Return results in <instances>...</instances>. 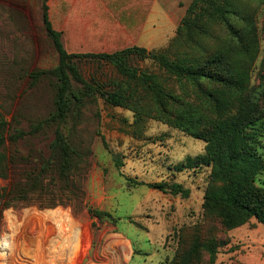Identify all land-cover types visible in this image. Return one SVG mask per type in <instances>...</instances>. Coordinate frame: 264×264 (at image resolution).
Wrapping results in <instances>:
<instances>
[{"label": "rangeland", "instance_id": "1", "mask_svg": "<svg viewBox=\"0 0 264 264\" xmlns=\"http://www.w3.org/2000/svg\"><path fill=\"white\" fill-rule=\"evenodd\" d=\"M42 1L0 0V113L12 129H27L53 107L55 78L39 72L34 79L35 72L58 63L43 28ZM190 1L158 0L138 44L152 53L169 47ZM89 2L47 0L50 19L62 31L68 51L112 52L119 43L109 34L96 43L86 38ZM190 29L187 40L168 48V57L193 60L204 72L226 77L244 65L245 87L235 90L258 106L249 131L258 137L256 147L264 157V0H234L226 21L202 17ZM73 61L95 88L64 125L72 129L71 143L79 155L72 169L60 175L56 163L42 167L50 153L51 128L6 142L9 152L28 159L26 165L15 163L16 178L26 166L42 173L26 195L7 207L0 201V264H264V225L251 218L228 229L203 208L204 192L212 185L210 166L203 161L205 141L167 119L183 103L198 104L203 91L223 85L207 76L198 82L178 79L152 56L131 54L129 68L154 75L169 99L162 105L150 89L131 80L129 105L118 106L106 99V92L126 81L120 68L89 55ZM0 182L6 185L8 179ZM154 182H178L188 195L147 185ZM255 183L264 187V170ZM89 207L111 217H93ZM46 210L57 214L46 215ZM5 235L8 249L1 245ZM211 241L213 260L205 247Z\"/></svg>", "mask_w": 264, "mask_h": 264}, {"label": "trees", "instance_id": "2", "mask_svg": "<svg viewBox=\"0 0 264 264\" xmlns=\"http://www.w3.org/2000/svg\"><path fill=\"white\" fill-rule=\"evenodd\" d=\"M45 1H42L43 28L57 51L58 63L50 70L35 72L34 79L35 82L38 81L39 72L51 73L55 78L53 107L45 116L29 122L27 129H12L10 122L0 113V180L8 179L6 185L0 182L2 207L9 206L11 201L21 194L26 195L29 187L40 182L42 173V171L37 172L36 167L26 166L22 168L21 176L16 178L15 163L21 161L26 165L28 159L27 156L15 154V151L9 152L7 141L15 143L26 135H34L51 128L53 139L50 142V153L48 158L42 161V167L45 169L44 165L50 166L56 163L60 175H66L72 169L74 157L79 155L78 149L71 143L72 129L67 131L64 125L70 112L78 109L88 94L92 96L95 88L82 77L73 61L74 57L89 55L107 58L125 74L126 81L118 88L106 92V99L112 104L129 105L131 94L128 90L131 88V80H134L150 89L156 101L166 105L169 94L159 89L160 84L155 81L156 78L153 80L155 76L144 72L137 74L129 68L128 61L131 54H134L143 58L152 56L168 73L178 79L185 78L198 82L200 78L207 76L223 85L215 87L212 91H203L198 104L183 103V107L178 109L172 118L167 119L170 124L187 134L205 141L203 161L210 166L209 178L212 185L204 192L203 208L219 217L228 229L243 225L251 218L264 225V187L255 183L256 175L264 170V157L256 147L258 137L254 131H249L250 128L253 129L251 125L257 119L259 109L251 98L244 99L237 93L245 87L244 83L248 77L244 65H237L238 69L226 77L218 73L204 72L193 60L181 56L174 59L168 57V48L188 39L193 21L202 17L226 21L227 15L234 7V0H191L177 25L169 47L155 53L142 46H131L112 52H69L63 45L61 32L52 26ZM221 58L222 55L219 54L214 60L219 62ZM73 82L81 83L82 86L76 89ZM137 82H134L135 85L139 84ZM76 106L78 107L75 108ZM16 158L18 161H15ZM132 182L144 183L135 180ZM147 185L162 191L169 190L172 193H181L183 196L188 195V189L183 188L178 182H154ZM88 211L91 216L98 219L104 216L111 217L110 212L98 208L89 207ZM205 247L213 260L214 242L206 243Z\"/></svg>", "mask_w": 264, "mask_h": 264}, {"label": "crops", "instance_id": "3", "mask_svg": "<svg viewBox=\"0 0 264 264\" xmlns=\"http://www.w3.org/2000/svg\"><path fill=\"white\" fill-rule=\"evenodd\" d=\"M45 3L47 4V0ZM87 4L86 14L91 17L86 32L89 42L96 43L109 34L119 43L113 50L131 46L145 47L138 44L139 36L148 20L149 13L154 11L155 5H159L158 0H90ZM48 16L50 19L49 6ZM52 26L61 32V40L64 45L62 31L55 28L53 23ZM64 47L67 49L65 45Z\"/></svg>", "mask_w": 264, "mask_h": 264}, {"label": "bare ground", "instance_id": "4", "mask_svg": "<svg viewBox=\"0 0 264 264\" xmlns=\"http://www.w3.org/2000/svg\"><path fill=\"white\" fill-rule=\"evenodd\" d=\"M43 213H44V211H43ZM45 214L46 215H50V216H54V215H56L57 214V211H55V210H46L45 211ZM47 218V217H46ZM8 239H9V236L8 235H5V236H2V238H1V245L3 246V248L4 249H8L9 247H8ZM1 246V247H2ZM1 253V252H0ZM4 252H2V254H3ZM5 255V254H4ZM3 255V256H4ZM2 256V255H1Z\"/></svg>", "mask_w": 264, "mask_h": 264}]
</instances>
